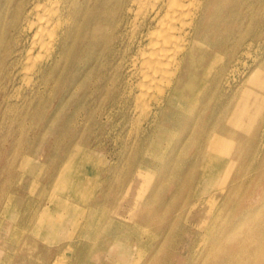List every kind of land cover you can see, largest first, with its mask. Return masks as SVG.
<instances>
[{
  "label": "rangeland",
  "instance_id": "1",
  "mask_svg": "<svg viewBox=\"0 0 264 264\" xmlns=\"http://www.w3.org/2000/svg\"><path fill=\"white\" fill-rule=\"evenodd\" d=\"M15 7L14 0L9 4L7 0H0V233H3L0 234V264H21L24 260L25 264H151L153 261L152 264H261L257 228L255 225L251 226L255 219L245 214L251 210L250 207L256 208L263 188L258 185L262 173L258 169L259 164H255L250 172H243L249 177L237 191L239 196H235L228 204L227 210L221 209L224 194L222 196L220 185L216 187L209 184V171H204L202 159L198 160L201 170L198 167L191 170L190 166L203 142L202 128L209 122L230 125L233 120L230 117L234 111L243 109H247L251 116L246 115L234 127L235 140H240L243 126L254 123L252 134L246 136L242 142L245 154L243 163L246 164L252 159L257 142L249 136H253L254 130H260L262 126L263 120L259 117L264 111V90L258 88L250 77L252 71L264 68V20L262 26H254L263 30L259 47H253L247 58L244 56L246 65H241L239 78L232 81L231 86L224 91L228 97H232L229 118H200L195 140L191 144L193 147L190 146L181 155L174 156V148L186 139V126L183 122L186 118L167 113L164 118L160 115L158 123H155L157 118H146L142 109L139 108V111L134 108V96L131 101L126 99L124 103L120 102L125 90L124 75L118 78L114 67L105 69L97 64L95 56L91 58L87 48L80 49V56L86 61L90 56V63L78 68L71 66L59 85L56 88L50 87L47 91L39 86V76L32 73L31 65L29 70L19 67L17 71L14 65L15 55L23 50L24 42L19 40V46L15 43L17 31L11 22ZM11 47L15 50L14 56L9 53ZM221 57L223 63L229 60L226 58H230L225 54ZM212 61V58L207 59L209 66ZM219 64L209 67L211 78L222 65ZM54 95H60L59 99L64 98V103L56 102ZM214 104L216 107L219 100ZM200 107L198 104L197 110H201ZM57 111L58 115L55 116ZM162 126L169 129L160 130ZM261 134L264 132L258 133V138ZM147 149L152 152L149 153ZM259 149L263 150L264 145ZM170 159L177 160L183 169L176 166L175 169L170 168ZM141 164L144 167V176L138 179L136 173ZM211 172L212 175L215 174L214 170ZM69 180L77 191L73 189L75 187L69 186L63 187L64 191L60 188V192L57 190L54 193V183L64 185L63 182ZM178 192L180 193L177 194ZM55 198L61 199L64 204H73L75 209L68 212L66 210L62 226L53 230L43 227V232L39 233V220L43 211L49 210L54 215L62 212L54 204ZM149 200L151 201L148 202ZM215 221L227 224V227L220 234H215L214 237L219 241L210 243L211 225ZM8 233L9 236L6 237ZM211 247L212 249H208ZM31 257H35V260Z\"/></svg>",
  "mask_w": 264,
  "mask_h": 264
},
{
  "label": "bare ground",
  "instance_id": "2",
  "mask_svg": "<svg viewBox=\"0 0 264 264\" xmlns=\"http://www.w3.org/2000/svg\"><path fill=\"white\" fill-rule=\"evenodd\" d=\"M10 1L13 2V0H7L8 4L10 3ZM14 1L16 2V7L13 12V21L11 22H12V26L15 27L17 31V32L15 31L17 33V38L15 39L16 40L15 43L18 44L19 40L24 42L23 50H21V52L18 51L19 53L15 55L16 58L14 65L15 68H17V71L19 70V67L23 68V70L24 68L29 70L31 65L32 68L30 70L33 71L32 73L33 74L37 73L39 76L40 79L39 86H43L47 91L48 88L50 87L56 88V86L59 85L60 80L63 77H65V75L67 74V70L71 66H75L77 68L82 65L86 66L92 60L91 58L95 56V62L97 64H101L103 68L108 69V67L110 68L114 67V71L116 72V75H118V78H121L122 74L124 75L125 90L122 92V95L120 97V102L124 103L126 99L127 100L129 99L131 101V98L134 96L135 104H136V107L134 108L139 111L140 109H142V112L146 114V118H157L155 120V123H158L159 121L158 118H160V115H162L161 118H164L167 113L171 115L173 114V116L176 114L179 118H186L185 120H183L186 126L185 127L186 139L185 141L181 142V144L177 145L176 148H174L173 150L174 156L181 155L190 146L193 147V145L191 144L195 140L196 132L199 127L198 124L200 118H225V119L229 118L228 113L232 111V109H230L229 103H230V98L232 97H228L226 93H224V91L227 89V87L231 86L230 84L232 81L239 78L238 76L240 74L241 65H246V62L244 61V56H246L247 58V56L250 55L251 49L253 47L255 46L259 47V44L261 43L260 40L262 39L260 37L263 34V30L261 28H256L254 26H258V27L262 26L261 23L264 20V0H14ZM3 14H5V12ZM82 48H87L89 50L88 54L91 55V58L90 56L89 57L86 56L87 59L89 58L87 61L86 59L82 58V56H80L81 55L80 49ZM9 53L13 55L15 53V50H13L12 48V50ZM223 54L228 55L230 57V58H226L229 60L225 61L224 63H223V57H221ZM208 58L213 59L210 65L212 68L216 63L222 64L212 78L210 77L211 76L210 75L211 71H209L210 66L207 63ZM56 76H58L57 79ZM86 76H84V78ZM250 80L254 84H256L258 88L264 90V68L262 69L260 67L254 70V72L252 71ZM25 86L27 87V85ZM114 91L112 90V92ZM55 96L56 95H54V97ZM55 98H56L55 99L56 102L59 101L60 103H64L63 101L64 98L59 99L60 95H57ZM216 100H219V104L216 105L215 107L214 103L216 102ZM198 104L202 107V109L200 107L201 110H197L196 106H198ZM54 115L55 116L58 115V111L54 113ZM246 115L247 116L250 115L247 109L238 110L236 112L234 111L233 115L230 117L233 118V120L230 122V125L227 124L223 125L220 123L217 124L213 122L207 123V125H205L202 128L203 132L201 136H203V142H201L200 148L198 147L199 153L197 154L193 164L190 166V169L195 170L199 165L198 162L199 158L200 160L202 159V162L204 163L203 167L205 168L204 171L205 170L209 171L208 173L209 174L208 177L210 179L209 184L210 185L213 184L215 186L220 185L222 196L224 194V202H222L223 208L221 207V209L227 210L228 204L233 201L235 196H239V194H237V191L240 190L241 186L244 185L243 182H245V179L249 177L247 173H246L247 175H244L243 172L244 171L250 172L251 170H253L255 164H259L258 169H260L262 173H261V177L258 179L259 180L258 185L261 186V188L262 187L263 188L261 189V193L259 194V199L257 200L256 208L250 207L251 210H248V212H246L245 214H247V217L253 216L255 219V221H252L251 226L255 225L257 228V234L259 236L258 244L260 247V254H261L260 263L264 264V149L263 150L259 149L264 145V134H261L260 138H258L259 135H257L261 131L264 132V111L261 113L259 117L261 120H263L260 130H256V131L254 130L253 136H249L251 137L252 140L257 142V149L255 151L256 154L254 153L255 156L253 154L252 159L246 162V164H244L243 163L244 144L242 142L246 136L252 134L251 133L253 132L252 125L254 123L252 124L248 123L245 126H243L242 134L239 136L240 138L237 137L240 139L238 142L235 140L236 132L234 127H237L241 119L244 118ZM138 123L140 122L138 121ZM168 129L169 128L162 126L160 130H168ZM234 144H236V147H234ZM137 151L138 150H136V152ZM150 151L152 152V150ZM257 154L258 155L261 154L259 158ZM138 156L140 157V155ZM155 160L157 159L155 158ZM222 164L223 166L221 167ZM140 166L141 167H139L140 168L139 171L136 173V177L138 179L144 176L142 172L144 167L142 164ZM175 166L178 168L182 167V165L180 166L178 165L177 160H171L169 163V167L170 168L174 167L175 169ZM213 170L215 171L214 175H212L213 173L211 172ZM179 175L181 174L179 173ZM191 181H193V179H191ZM63 183L64 185L63 184L57 185V183L53 184L55 190L54 193L57 192V190H59L60 188H62V190L64 191L63 187L64 188L66 187L68 188L69 186L71 188L75 187L71 180L65 181ZM73 189H75L76 191L78 190L76 189V187ZM60 191L61 190H59V192ZM30 192L32 193V191ZM179 193L180 192H178L177 194ZM153 200L155 202V199ZM50 201L53 200L50 199ZM150 201L151 200H149L148 202ZM54 204L58 206V208L62 209V212L60 211L58 214L54 215L53 212H50L49 210L46 211L42 210L43 214L39 220V231H40L39 233L43 232L44 230L43 227H48L49 229L53 230L54 228H58L59 226H62L66 210L68 212L75 209L73 204L72 205L64 204L62 203L61 199H57V198L54 199ZM36 211L38 212V210ZM159 218L161 219L162 217ZM241 219L242 217H240V221ZM192 221L195 222L194 220ZM231 225L232 224H230V226ZM225 227H227V224H221V222H217V221H215L211 225L212 237H209L210 243H212L213 241L217 242L218 238L214 237L215 234L217 233L220 234L221 230ZM116 228H114V230ZM34 231L36 232V230ZM7 236H9V233L8 235H6V237ZM71 240L72 239H70V241ZM214 244H213V248L215 247ZM208 249H212V247ZM119 258L120 256L118 257V259ZM139 259L140 258H138V260ZM24 261L22 262L25 264Z\"/></svg>",
  "mask_w": 264,
  "mask_h": 264
}]
</instances>
